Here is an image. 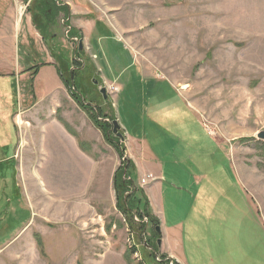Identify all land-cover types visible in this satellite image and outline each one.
<instances>
[{"label": "rangeland", "instance_id": "rangeland-1", "mask_svg": "<svg viewBox=\"0 0 264 264\" xmlns=\"http://www.w3.org/2000/svg\"><path fill=\"white\" fill-rule=\"evenodd\" d=\"M36 1L0 0V264H264V0H57L48 28ZM79 40L81 98L164 173L160 204L139 188L153 174L128 169L129 201L142 191L129 219L113 188L124 160L84 140L56 73Z\"/></svg>", "mask_w": 264, "mask_h": 264}, {"label": "trees", "instance_id": "trees-1", "mask_svg": "<svg viewBox=\"0 0 264 264\" xmlns=\"http://www.w3.org/2000/svg\"><path fill=\"white\" fill-rule=\"evenodd\" d=\"M23 1L26 2L27 0H23ZM33 4H34V2H33ZM51 4H53V2L51 0H37L35 7H36L39 14L46 15L47 11L45 12L44 9ZM64 9L67 10V6H65ZM70 35L71 36L76 35L74 30H72L70 32ZM43 38H44V36H43ZM62 66L63 67L56 69V73L59 76L60 80L63 81V84L67 89H70L72 86L71 89L74 90V92L71 93V98L76 102L78 107L85 113V115L87 116L89 121L92 123V125L101 132L104 140L117 151L119 158L123 159L125 162V163L123 162L122 163L123 165L118 167L114 173L113 188H114L115 194L118 196L119 199H120V196L122 195L121 196L122 205L119 206V211L123 215H125V218L129 219L130 218L129 214L132 212L131 211L132 208H135L136 212L141 210L139 207L140 201L135 196V194H140V195L142 194V191L140 189H135V191L132 193L133 194L132 200L129 201L130 200L129 197H130V194L132 192L131 189L134 188V185L132 184V180H131L128 169L132 168L134 171V166L130 161H128L127 159L124 158V149H123L122 144H120V139L117 138L116 135H114L112 133L113 125L111 124V121L113 119H111L107 115L103 114V111L99 106L95 107L92 105L84 104L85 102L83 101V98H81L82 97L81 93L78 91V89L76 88V85L74 83V75H75L74 72L69 71L70 66L67 67L66 64L62 65ZM63 70L65 73H67L66 79H63V77H62L63 76V73H62ZM34 73L37 74V71ZM99 119H102V121ZM112 135L115 136L114 140L112 138L113 137ZM2 160H0V161H2ZM1 165H3V164L0 163V166ZM123 176H124V179H123ZM1 179H2V177H1ZM129 190H130V192H129ZM125 193H129V195H127L128 197L126 199L127 200L126 202L123 200V194L125 195ZM145 206H146V204H145ZM145 206H144V208H145ZM138 209H140V210H138ZM145 215L146 216L148 215L145 210L141 211L140 214H138V216L140 218H142ZM148 220H149V222L151 221L150 219H148ZM143 226H144V224H143Z\"/></svg>", "mask_w": 264, "mask_h": 264}, {"label": "crops", "instance_id": "crops-1", "mask_svg": "<svg viewBox=\"0 0 264 264\" xmlns=\"http://www.w3.org/2000/svg\"><path fill=\"white\" fill-rule=\"evenodd\" d=\"M174 91H175V88L172 85H169V84H167L166 87H164V89L162 90V92L164 93V97H165L166 94L169 95V94H171V92L173 93ZM174 98L177 99L176 97H174ZM167 108H168V106L164 102L159 105V109L160 110L167 109ZM85 116L86 115L83 112V117L85 119V122H84V125L83 126H85V128H86L85 130H86V132H88L86 134V136L88 135L89 138H85L84 140H86V142L91 143V136L93 137V145L91 144V146H93V151H94V149H97V150L98 149L99 150L102 149L104 151H109V152H111V150H114V153L113 154L111 153V156H112V158H115L116 159V162H117L116 165H119L120 158H119V156L117 154V151L104 140L101 132L97 128H95L92 125V123L89 121V119L86 118L87 116L86 117ZM88 121L90 122V124L88 123ZM121 128L123 129L122 126H121ZM71 136H73V135H71ZM188 136H190V134L187 133V124L185 123V128H184V131H183V137H184L183 139L185 140ZM70 138L74 140V142H72V144H74V147L75 148H76V145L81 144L80 141H76V139H77L76 136H73V138L72 137H70ZM124 140L125 141L122 142L124 144L123 145V149H125L127 147L126 148V151L124 153V158L127 159L128 161H130L133 164L134 171L139 175V177H142V175H145V174H148V173H151V174H153L156 177V179H155V177H153V179H149L148 182L144 185L145 187L142 186L143 189H144V194L146 195L147 199L151 203H152V201H154V203H156L157 196H159V203L161 204V201H162V199H161L162 198V195H161L162 194L161 193L162 191L161 190L163 189V184L165 183L164 173L162 172V168H160L158 166H155V167L152 166L151 165L152 164L151 163L152 160H150V162H149V158H147L146 159V162L144 163V160H142V158H139V156L136 155L131 150V147H130V144H129L130 141L128 140V136H127V139H124ZM160 142L161 143H164L163 141H160ZM214 143L216 145H218V143L216 141H214ZM146 148H148V146ZM146 148H145V150H146ZM81 155L84 158H89V155L90 154L86 150V154H84V155L81 154ZM96 162L97 161L93 158V164H96ZM148 164H150L149 167L146 166ZM113 171H114V169L112 170V172ZM139 188H141L140 185H139ZM150 206L152 207V205H150ZM162 226H163L162 227L163 229H167L168 230V233L167 234L171 233V236H173L175 233H178L177 230H181L179 224H175L172 228H170V227H166L165 228L164 227L165 225H163V223H162ZM174 231H175V233H174ZM179 232H181V231H179Z\"/></svg>", "mask_w": 264, "mask_h": 264}, {"label": "flooded vegetation", "instance_id": "flooded-vegetation-1", "mask_svg": "<svg viewBox=\"0 0 264 264\" xmlns=\"http://www.w3.org/2000/svg\"><path fill=\"white\" fill-rule=\"evenodd\" d=\"M52 1V0H51ZM53 3H54V5L56 6V7H62V6H67L66 4L65 5H63L62 3H59L57 0H53L52 1ZM60 13V12H59ZM56 15L54 14V16L52 17L50 14H47V16H46V19H47V21H44L42 24L44 25V27H49V26H51L52 24H53V22L55 21V17ZM53 18H54V20H53ZM65 27H67V36H66V38L67 39H76L77 40V36H71L70 35V32L73 30L71 27H69V26H67V25H64ZM71 28V29H70ZM42 40H43V38H42ZM79 43H80V40L76 43V45L73 47V49H74V56H73V58H72V63H73V65L72 66H70V68H69V71L70 72H81V71H83V70H85V65H83V63H81L79 66H76L75 65V63H76V56H79L81 53H82V50H83V48H82V50H79ZM62 67V66H61ZM58 68H60V67H58ZM158 235V234H157ZM159 237V236H158Z\"/></svg>", "mask_w": 264, "mask_h": 264}, {"label": "water", "instance_id": "water-1", "mask_svg": "<svg viewBox=\"0 0 264 264\" xmlns=\"http://www.w3.org/2000/svg\"><path fill=\"white\" fill-rule=\"evenodd\" d=\"M82 48H83L82 41H80L79 50H82ZM100 93L103 95L104 99H106V90H105V88H101L100 89ZM84 104L91 105L89 103H84ZM111 124L113 125L112 133L114 135H116V137L119 138L121 142H123L124 141V136L119 132L120 126H119L118 122L116 120H113V121H111ZM257 138H259L261 140H264V132H261V133L257 134ZM155 232L158 234L159 237L161 236V231H160L159 226L155 227ZM160 243H161V239L159 238L157 240V244L160 245Z\"/></svg>", "mask_w": 264, "mask_h": 264}, {"label": "bare ground", "instance_id": "bare-ground-1", "mask_svg": "<svg viewBox=\"0 0 264 264\" xmlns=\"http://www.w3.org/2000/svg\"><path fill=\"white\" fill-rule=\"evenodd\" d=\"M215 106V105H214ZM19 125H27L26 123H24L20 118H19ZM43 212L45 213V215H56V214H61L64 209L63 208H54V206L46 204V206L42 207Z\"/></svg>", "mask_w": 264, "mask_h": 264}, {"label": "built area", "instance_id": "built-area-1", "mask_svg": "<svg viewBox=\"0 0 264 264\" xmlns=\"http://www.w3.org/2000/svg\"><path fill=\"white\" fill-rule=\"evenodd\" d=\"M149 179H153V177L151 175H148L146 178L144 177L143 179H141L140 186L141 187L144 186L148 182Z\"/></svg>", "mask_w": 264, "mask_h": 264}]
</instances>
